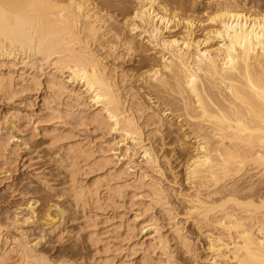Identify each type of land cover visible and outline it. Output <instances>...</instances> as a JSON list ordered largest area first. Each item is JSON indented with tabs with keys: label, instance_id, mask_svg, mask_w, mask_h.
Returning <instances> with one entry per match:
<instances>
[{
	"label": "bare ground",
	"instance_id": "bare-ground-1",
	"mask_svg": "<svg viewBox=\"0 0 264 264\" xmlns=\"http://www.w3.org/2000/svg\"><path fill=\"white\" fill-rule=\"evenodd\" d=\"M97 1L0 0V97H43L53 123L34 130L81 215L76 238L92 249L81 263L181 264L179 249L189 264H264V11L209 0L204 25L176 0ZM149 49L156 57L137 88L116 62ZM165 132L186 152L188 189L174 188L152 141ZM11 142L0 126L4 165L22 159ZM23 201L0 222V264H77L39 247L48 234L64 241L68 207Z\"/></svg>",
	"mask_w": 264,
	"mask_h": 264
},
{
	"label": "rangeland",
	"instance_id": "rangeland-1",
	"mask_svg": "<svg viewBox=\"0 0 264 264\" xmlns=\"http://www.w3.org/2000/svg\"><path fill=\"white\" fill-rule=\"evenodd\" d=\"M111 1L115 0H98L97 2L102 4ZM248 2L250 4L249 6L254 7L252 10L264 11V0H249ZM114 4L118 3L114 2ZM133 4L134 2H131L129 6H135V4ZM116 6L112 9L110 8V12L120 21L122 20L123 12L119 9V5ZM171 6H178L180 12L184 13H189V11L194 8V14L203 21V24H209L207 17L212 12L209 0H176L175 4ZM148 48H150V46H148ZM152 53L155 55V52L149 49L146 53L128 55L126 58L124 56L123 61L120 59L118 61L119 64L117 62L116 64L120 65L119 67L123 66L124 70L127 72L129 70L132 75L131 77L135 79V84L133 83L135 86L136 84L138 87L143 86L142 82L139 80L144 71L148 69L146 67L147 64L156 57V55L154 56ZM142 92H146V89H142ZM41 95H43V93ZM42 99L43 97L39 96L35 91L21 92L12 99L0 97V126L7 127L9 133L16 142V144L15 142H11V148L14 150L11 156L14 159L17 156L22 158L11 164L4 165L5 158L0 157V222L5 220L6 215L13 214L18 210L21 204L24 203L23 198H25V196L26 198L29 196H36L40 201V208L48 203L61 204L62 207H68V212L61 225L62 232L63 230L67 231L64 232V241L60 242L55 233L48 234L46 236L47 238L41 242L39 247L53 258L59 259L67 257L78 261L76 262L77 264H82L81 261L83 259H88V257L92 255V249L84 235L80 239L76 238V234L80 230V223L82 222L81 215H77L74 212V208L69 205L70 203L67 201L68 199L66 196H61L64 185L62 172H59L61 170L57 168L54 155L43 143L42 135H37L34 130L37 121H40L39 123L42 125H51V123H53V121H51L52 119L50 120V118L45 117L46 108ZM164 134L165 135L160 138L157 135L154 136L152 141L155 146L158 148L160 147V153L164 154L169 160L168 167L165 165L167 176L169 175L168 177H170V179H173L174 175L177 177L174 178L177 182L174 188H177V191H180V189H188L189 185L185 179L186 152L179 150L178 144L173 140V135L169 136L166 132ZM6 170L9 172L4 173ZM169 170H172L173 174H171ZM37 173L46 177L48 181L50 180L48 183L54 186L55 191L48 190L40 180L38 181ZM173 200L182 213L180 219H182L185 226L197 236L198 231L196 228H194L192 223L183 216L185 204L176 198H173ZM32 229L30 235L34 234L35 237L39 236L38 229L34 227H32ZM202 239L199 240L197 247L202 258H205L210 254L207 242H205L206 240ZM176 253L181 264H189L191 262L192 259L183 254L181 250L178 249ZM85 264L87 263L85 262Z\"/></svg>",
	"mask_w": 264,
	"mask_h": 264
}]
</instances>
